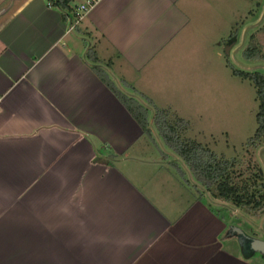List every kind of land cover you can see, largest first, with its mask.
Returning <instances> with one entry per match:
<instances>
[{
	"label": "crops",
	"instance_id": "obj_1",
	"mask_svg": "<svg viewBox=\"0 0 264 264\" xmlns=\"http://www.w3.org/2000/svg\"><path fill=\"white\" fill-rule=\"evenodd\" d=\"M232 4L102 0L69 33L45 0H0V264H264L162 158L146 100L180 87L208 30L232 33ZM96 67L149 109L154 145Z\"/></svg>",
	"mask_w": 264,
	"mask_h": 264
},
{
	"label": "rangeland",
	"instance_id": "obj_2",
	"mask_svg": "<svg viewBox=\"0 0 264 264\" xmlns=\"http://www.w3.org/2000/svg\"><path fill=\"white\" fill-rule=\"evenodd\" d=\"M232 2V33L224 40L217 39L225 36V31L229 28V25H218L208 30L206 36L197 39V50L193 47L194 54H188L192 61L186 66L185 80L180 82L179 88L167 89L168 94L154 101L153 106L149 104V108L153 107V113L159 108L170 110L173 115L187 120L190 130L183 139L201 143L217 156L236 162L239 165L237 172L246 176L248 171L260 169L264 176V147L250 149L247 146L257 129L259 110L257 90L251 81L234 75V70L259 72L264 75V60L248 62L243 58V52L249 46L251 36H254V44L258 45L264 54V21L254 24L255 26L250 24L251 16H255L264 8V0ZM261 17L264 18L262 13ZM246 27L250 29L248 38L241 36L238 45L231 47V39ZM216 43L218 46H215ZM152 129L155 131L153 137L160 149L170 153V155L161 153L162 158L171 160V164H177L182 169L181 178L185 183L202 197H206L213 208L234 228L240 229L249 237L264 241V213L256 216L250 210L249 212L237 209L215 199L194 179L182 159L167 148L155 127L154 120ZM147 143L154 145L148 137ZM245 253L248 254L247 251Z\"/></svg>",
	"mask_w": 264,
	"mask_h": 264
},
{
	"label": "trees",
	"instance_id": "obj_3",
	"mask_svg": "<svg viewBox=\"0 0 264 264\" xmlns=\"http://www.w3.org/2000/svg\"><path fill=\"white\" fill-rule=\"evenodd\" d=\"M73 1L58 0L63 10H72ZM254 39V36H251L249 46L243 52V58L248 62L264 60V54L261 53L259 46L254 44ZM236 43L237 36L231 39L230 45ZM89 58L94 63H99L92 49L89 52ZM94 70L100 80L119 98L138 122L144 134L151 138L149 109L138 100L121 92L103 69L96 67ZM234 75L251 81L257 90L259 100L257 129L247 146L250 149L264 147V75L259 72L250 73L239 70H234ZM146 100L150 105L153 104L151 100L147 98ZM154 124L167 148L182 159L194 179L201 183L215 199L237 209L250 210L256 216L264 213V176L260 169L248 171L245 176L237 172L239 165L236 162L217 156L201 143L184 140V135L190 130V124L187 120L173 115L170 110L155 109ZM171 167L182 177L183 171L177 164H171ZM230 236H237L233 232V226L229 227L225 234L227 238ZM244 238V248L253 252L251 242L254 238L246 234Z\"/></svg>",
	"mask_w": 264,
	"mask_h": 264
},
{
	"label": "built area",
	"instance_id": "obj_4",
	"mask_svg": "<svg viewBox=\"0 0 264 264\" xmlns=\"http://www.w3.org/2000/svg\"><path fill=\"white\" fill-rule=\"evenodd\" d=\"M45 1L48 7L58 9L65 14L68 32L72 33L84 23L91 11L95 9L102 0H84L77 6H73L72 10H63L58 0Z\"/></svg>",
	"mask_w": 264,
	"mask_h": 264
},
{
	"label": "water",
	"instance_id": "obj_5",
	"mask_svg": "<svg viewBox=\"0 0 264 264\" xmlns=\"http://www.w3.org/2000/svg\"><path fill=\"white\" fill-rule=\"evenodd\" d=\"M233 232H235L239 236L240 240L244 242L245 234L243 233V231L233 227ZM242 245L244 246V243ZM251 249L253 252L259 253L264 256V241L253 239V241L251 242Z\"/></svg>",
	"mask_w": 264,
	"mask_h": 264
}]
</instances>
